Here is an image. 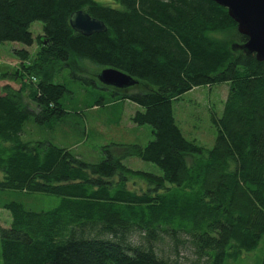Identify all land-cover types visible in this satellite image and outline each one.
Wrapping results in <instances>:
<instances>
[{"label":"trees","instance_id":"trees-1","mask_svg":"<svg viewBox=\"0 0 264 264\" xmlns=\"http://www.w3.org/2000/svg\"><path fill=\"white\" fill-rule=\"evenodd\" d=\"M114 1L119 9L93 0H0V45L38 46L35 57L16 51L18 67L0 73L19 86L0 94V192L60 199L46 212L0 204L11 216L9 228H0L2 264L237 261L264 238V62L232 48L247 39L210 0ZM80 11L105 32L74 31L69 20ZM34 22L42 24L35 37ZM73 61L117 70L147 90L98 88L74 74ZM57 67L103 93L90 108L136 105L131 123L148 125L153 139L144 147L102 146L96 162L56 145L50 133L68 115L69 93L52 82ZM221 84L228 94L221 117L211 118L216 137L206 150L183 137L173 103ZM127 158L161 175L130 170ZM181 251L192 260L180 262Z\"/></svg>","mask_w":264,"mask_h":264},{"label":"rangeland","instance_id":"rangeland-1","mask_svg":"<svg viewBox=\"0 0 264 264\" xmlns=\"http://www.w3.org/2000/svg\"><path fill=\"white\" fill-rule=\"evenodd\" d=\"M101 5L119 9L114 0H93ZM29 31L33 36L42 34V24L34 22ZM26 50L29 57H35L38 46L25 47L19 43H3L0 45V73L12 72L18 67L19 61L14 54L16 51ZM72 69L75 75L86 78L98 88H101L97 79L103 70L88 61H73ZM59 67L54 72L58 71ZM53 72L52 82L64 84L69 93L63 98L65 111L68 113L50 138L61 147H68L83 160L96 162L99 160V148L109 144H136L144 147L153 139L151 128L148 125L137 127L131 123V117L139 109L131 103H123L121 106H108L90 108L89 106L99 98L91 86L79 79L70 76L69 67ZM137 84V83H136ZM102 85V84H101ZM5 86L16 90L19 86L13 82L0 80V94ZM146 86L137 84L125 91L147 90ZM114 89V88H113ZM228 94V86L225 84L200 87L180 97L173 103V113L176 125L183 137L206 150H210L215 141L216 129L211 121L212 117L220 118L224 102ZM24 103L30 109H35L33 103L24 98ZM28 134L37 132L33 126L27 128ZM52 134V135H51ZM123 165L133 171H140L160 176L161 171L155 165L143 162L137 158H127ZM16 202L26 210L33 212H46L55 209L60 203L58 197L44 194H23L19 192H0V204ZM11 216L8 211L0 209V228H9ZM264 259V238L259 246L252 252L243 253L237 261H226L225 264H260ZM192 260L188 251H181L180 262ZM0 264H2L0 249Z\"/></svg>","mask_w":264,"mask_h":264},{"label":"water","instance_id":"water-1","mask_svg":"<svg viewBox=\"0 0 264 264\" xmlns=\"http://www.w3.org/2000/svg\"><path fill=\"white\" fill-rule=\"evenodd\" d=\"M227 10L228 16L236 24L237 32L246 37L241 45H233L244 55H254L257 62H264V0H210ZM70 27L82 34L90 36L105 32L104 25L86 13L80 11L69 20ZM100 84L117 90H125L136 85L131 77L114 69H103L97 77Z\"/></svg>","mask_w":264,"mask_h":264}]
</instances>
